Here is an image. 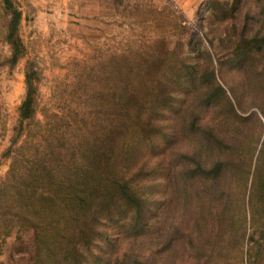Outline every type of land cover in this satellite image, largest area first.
<instances>
[{
  "label": "trees",
  "instance_id": "1",
  "mask_svg": "<svg viewBox=\"0 0 264 264\" xmlns=\"http://www.w3.org/2000/svg\"><path fill=\"white\" fill-rule=\"evenodd\" d=\"M1 18L0 41L10 55L0 66L14 68L27 58L17 0H0ZM252 43L245 40L241 54L254 50ZM184 47L172 49L161 35L145 47L113 53L111 65H80L63 90L61 107L42 103L41 70L27 60L26 95L11 146L2 155L10 164L0 182V240L19 236L21 257L0 264H160L164 257L179 264L182 246L195 264H264L261 135L260 150L252 143L237 160L230 148L200 157L183 150L175 154L173 140L171 163L154 149L164 136V116L178 108L172 106L175 92L191 83L199 66L185 56ZM210 60L203 71L198 68L193 100L180 109V128H189L188 116L204 105L232 111L227 127L257 121L255 114H239V103L229 98L222 106L225 91ZM187 71L190 77L183 76ZM253 91L256 95L257 88ZM118 240L126 244L121 252L115 249Z\"/></svg>",
  "mask_w": 264,
  "mask_h": 264
},
{
  "label": "rangeland",
  "instance_id": "2",
  "mask_svg": "<svg viewBox=\"0 0 264 264\" xmlns=\"http://www.w3.org/2000/svg\"><path fill=\"white\" fill-rule=\"evenodd\" d=\"M17 3L23 13L20 34L26 45L27 58L14 68L0 66V182L10 164L2 155L11 146L14 128L18 125V109L26 95L27 60H33L41 70L42 103H55L61 107L64 101L61 98L66 96L63 90L75 78L80 65H111L109 57L113 53L145 47L161 35L167 38L172 49H183L185 43V56L199 65L201 71L213 58L217 83L225 91L222 106L227 105L229 98L236 106L239 103V114L259 116L257 121L249 119L238 128L227 127L225 120L232 119V111L226 107L221 111L207 109L204 105L203 109L188 116L190 129H181L184 120L180 111L193 100L196 89L192 82L200 73L197 68L191 83L175 92L177 100L172 106L178 108L173 114L164 116L167 123L161 131L164 136L154 146L159 152H165L161 159L172 163L173 140L175 154L183 150L200 157L202 153L215 150L224 153L230 148L235 160L247 154L248 145L251 147L253 143L254 150L257 148L259 135L261 142L264 140V117L256 107L259 102L264 108V0H207L187 5L184 0H17ZM4 22L1 18L0 24ZM247 39L253 42L254 50L241 54ZM9 55V47L0 41V60ZM183 76L190 77L188 71ZM209 87L215 88V85ZM200 98L201 105L208 97L206 94ZM204 109L205 114L201 112ZM195 120L200 126L195 127ZM209 136L213 138L211 143L206 141ZM216 139L222 143L217 144ZM260 148L261 143L258 150ZM146 151L154 154L152 148ZM258 154L256 151L252 160L253 172ZM158 175L166 176L165 172ZM165 198L167 202L168 196ZM165 205L156 212L157 215L161 216ZM18 240L16 234L5 242L0 240V262L20 259ZM190 242L186 239V245ZM125 247L126 244L118 240L115 249L121 252ZM185 248L182 246L178 251L179 264H195L191 252L184 253ZM111 249L113 247H107V250ZM164 258H160V264H169L171 259L165 261Z\"/></svg>",
  "mask_w": 264,
  "mask_h": 264
},
{
  "label": "crops",
  "instance_id": "3",
  "mask_svg": "<svg viewBox=\"0 0 264 264\" xmlns=\"http://www.w3.org/2000/svg\"><path fill=\"white\" fill-rule=\"evenodd\" d=\"M203 1H207V0H184V3L187 5V4H196V3H198V4H201V3H203Z\"/></svg>",
  "mask_w": 264,
  "mask_h": 264
}]
</instances>
